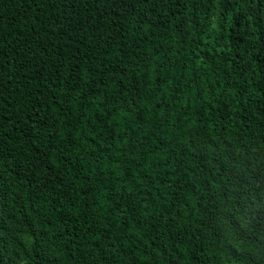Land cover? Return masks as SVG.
I'll return each mask as SVG.
<instances>
[{
	"label": "trees",
	"instance_id": "16d2710c",
	"mask_svg": "<svg viewBox=\"0 0 264 264\" xmlns=\"http://www.w3.org/2000/svg\"><path fill=\"white\" fill-rule=\"evenodd\" d=\"M2 264H264V0H0Z\"/></svg>",
	"mask_w": 264,
	"mask_h": 264
},
{
	"label": "snow or ice",
	"instance_id": "6c2138e0",
	"mask_svg": "<svg viewBox=\"0 0 264 264\" xmlns=\"http://www.w3.org/2000/svg\"><path fill=\"white\" fill-rule=\"evenodd\" d=\"M0 264H2V260H0Z\"/></svg>",
	"mask_w": 264,
	"mask_h": 264
}]
</instances>
